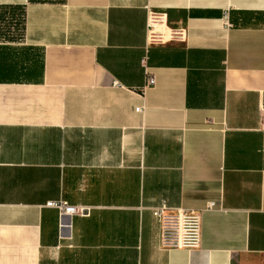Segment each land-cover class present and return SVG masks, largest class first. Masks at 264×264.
I'll use <instances>...</instances> for the list:
<instances>
[{"label": "crops", "instance_id": "0c3cea01", "mask_svg": "<svg viewBox=\"0 0 264 264\" xmlns=\"http://www.w3.org/2000/svg\"><path fill=\"white\" fill-rule=\"evenodd\" d=\"M263 95L264 0H0V264H264ZM210 201L160 246L155 206Z\"/></svg>", "mask_w": 264, "mask_h": 264}, {"label": "built area", "instance_id": "2783aa9c", "mask_svg": "<svg viewBox=\"0 0 264 264\" xmlns=\"http://www.w3.org/2000/svg\"><path fill=\"white\" fill-rule=\"evenodd\" d=\"M225 25L231 26L228 13L224 14ZM185 36L182 28L170 27L167 24L166 14L162 11L148 10L146 21V44L162 45L169 41H181ZM143 65L145 58L142 59ZM145 66V65H144ZM145 87L153 86L155 79L153 74L145 66ZM259 111L261 114V130L264 131V95L259 100ZM141 108L137 107V111ZM47 205L56 208L60 219L71 215H80L83 208L71 205L64 199L48 201ZM216 203L210 201L199 210L184 209L181 207L171 209L165 202H161L152 210L153 216L159 223V243L165 250L185 249L192 250L198 247L201 234V214L203 211L213 210ZM66 228V223L60 224Z\"/></svg>", "mask_w": 264, "mask_h": 264}, {"label": "trees", "instance_id": "16d2710c", "mask_svg": "<svg viewBox=\"0 0 264 264\" xmlns=\"http://www.w3.org/2000/svg\"><path fill=\"white\" fill-rule=\"evenodd\" d=\"M31 1H35V0H31ZM20 13H21V15L23 14V9L20 7Z\"/></svg>", "mask_w": 264, "mask_h": 264}]
</instances>
